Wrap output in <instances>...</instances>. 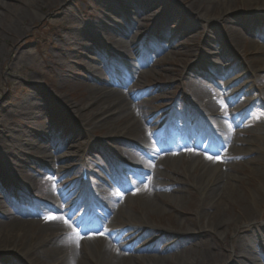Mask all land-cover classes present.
<instances>
[{
  "label": "bare ground",
  "instance_id": "1",
  "mask_svg": "<svg viewBox=\"0 0 264 264\" xmlns=\"http://www.w3.org/2000/svg\"><path fill=\"white\" fill-rule=\"evenodd\" d=\"M44 1L46 6L38 0H0V40L6 32H9V29L3 25L4 20L12 27L18 25L17 21L25 25L33 24L43 16L45 9L48 10L53 6L48 5L51 4L49 0ZM99 1L104 2V0ZM188 2L196 10L198 17L207 24L214 20L219 22L220 26L224 27L221 39L232 42V48L229 47L227 51L222 48L220 54L209 52L210 49L217 50L220 45L217 31H210V46L203 50L197 61L204 59V64H207L205 60L216 62L213 67L208 64V68L218 78L232 76L234 70L239 69L238 63L241 62L243 65L241 80H245L252 87L264 90V44L251 42L250 53L246 54L249 59L247 57L239 59L232 64L234 58L231 57L234 54L237 56L242 54L239 50L242 40L240 28L262 37L253 28L255 22L264 26V0L236 1L237 7L247 16L248 21H251L252 17L259 18L251 24L245 21L244 16L242 18L236 15L238 13L235 6L227 0H188ZM152 4L153 2L149 0L131 1L125 5V10L119 13L113 7L108 9L109 15L113 14L119 19L118 21L107 19L115 26L113 38L109 40L113 48H121L120 38H126L128 46H131L135 39L140 38L139 22L132 15L127 14L147 15ZM105 5L108 3L105 2ZM9 6H20V12L9 11ZM61 7H67V11L72 13L70 4L64 2ZM55 16L57 15L47 17L44 21L49 22L55 19ZM65 26L69 30L70 25ZM96 26L97 29L99 28L98 33L104 37L102 26ZM196 26L197 23L188 26L189 29L191 28L189 32L195 30ZM82 29L83 27L80 30ZM72 30L77 32L75 27H72ZM171 35L167 26L156 30L152 35L153 39L150 40V48L156 49L154 43L157 38L163 39L161 48L175 45L178 40H173ZM89 40L92 42L91 38ZM68 46V50L74 49L73 58H79L76 54L83 47L77 43H69ZM86 47L89 52L98 50L93 43ZM98 51L100 56H103V53ZM5 53L6 50L3 48L0 57ZM149 53L158 57L152 51ZM19 54L12 59L13 62L8 70H12L15 66ZM225 62L229 63L224 64ZM95 63L96 61L88 56V72L76 74L77 77L83 78L82 84L88 88L90 96L87 102L78 105L65 104L66 111L74 118L72 131L65 139L71 143L66 150L68 153L73 150L74 143L96 148V144L90 140V134L95 129L94 125L105 115L107 118H113L116 126L104 135V142L101 140L97 143L98 146H104L108 155L118 156L122 161L124 160L125 170L137 181L136 191L125 196L114 194L110 197L109 191L96 188L99 183L92 177L90 181L92 187H95L96 191L102 190L99 199L108 198L107 203L113 205L114 216L109 214L108 220L100 225L108 223L109 226L104 231L109 233V238L93 235L83 239L75 233L73 224L69 225L63 218L64 214L68 215L75 219V223L82 218V215H90L92 210L86 209H89L87 204L91 193L81 197L75 190L67 193L59 188L55 192L49 191L46 194L45 207L15 215L13 209H8L7 202L17 195L16 191L33 188L42 171L54 170L58 174L64 172L74 174L77 170V167H74L68 171L66 166L55 164L53 151H49L46 145L49 143L51 145L55 136H63L65 127H59L57 132H54V127H49L53 123L50 120L46 123L40 121L38 129L29 126V119L36 118L35 111L41 107V104L35 101L23 102L17 109L20 110L22 117L27 119L24 125L25 131L9 130L4 125L5 121H0L2 127L0 155L4 161L2 163L0 160V188L9 191L1 195L3 201H0V264H34L37 261L44 264H229L228 257L226 260L223 251L232 253V264H262L263 255L258 249L257 241L255 242V235L259 234L264 238V227L256 222V213L250 204L257 201L264 202V162L259 163L261 159L264 161V137L261 130L259 134L262 136H257L254 130L249 128L250 122L243 118L241 112L237 117L235 107H232L236 102L235 98L229 99L227 97L229 92L224 90L229 79L219 82L218 89L224 92L217 93L226 102L221 110L222 106L217 108L209 100L205 101L207 95L200 87L199 80L192 79L193 74L202 75L198 71V65L190 63L188 67L190 73L185 80H188L192 93L200 105H196L195 101L191 100V111L207 119L215 116L213 118L215 132L211 139L208 137L205 142H209L208 150L213 156L201 157L190 152L179 155L163 154V151L169 148L167 139H170L168 137L159 139L155 132L154 127L159 123V115L155 114V111L152 112L148 105L155 96L144 98L136 95L135 92V88L144 82L142 73L150 76L154 68H150L148 73L140 71L141 56L135 53L122 65V72L114 82L115 86H126L125 90L109 88L108 90L112 91L106 93L104 91L107 87L101 89L103 86L100 82L109 75V66L101 64L102 66L98 67ZM116 64L113 61V67ZM72 69V64H67L63 71ZM131 83L132 86L129 87ZM214 83L217 85L218 81ZM36 88L38 89L39 86ZM102 93L104 95L100 97ZM183 93L186 94V91ZM236 106V109L242 108L241 104ZM81 112L85 113L81 114ZM13 113L14 110L0 102V118ZM212 145L220 146L223 155L216 154ZM32 155L38 157L42 164L39 165V160L35 161ZM108 155L100 151L98 156L90 157L80 149L79 153L73 155V161L89 162L92 176L95 175V171L106 174V165L110 160ZM59 157L58 162L70 160L65 156ZM240 162L259 166L251 167L249 171V176L256 185L254 189L255 194H258L257 199L250 196V193L240 194L236 188L239 184L243 185L240 176L243 168L237 167ZM32 168L34 170L31 175L23 177L26 182L23 186L21 182L23 180H19V176ZM69 183L77 184L78 180L72 179ZM188 188L198 190L201 195L194 212L182 205L187 197ZM226 205L238 208L239 215L235 220L230 211L225 209ZM167 207L177 212L179 223H187L189 226L183 224L169 228L152 222L153 218L165 214ZM73 208H81L82 212L75 216ZM46 210L51 211L50 217L48 221L43 222L39 217L46 214ZM190 218H195L194 224L191 223ZM251 224L254 226L251 227ZM100 226H96L94 230L99 232L103 228ZM227 238L230 239L229 249H225ZM216 240H220L223 247L217 245ZM155 253L158 254L156 258L153 257ZM140 254L144 255L140 256Z\"/></svg>",
  "mask_w": 264,
  "mask_h": 264
},
{
  "label": "rangeland",
  "instance_id": "2",
  "mask_svg": "<svg viewBox=\"0 0 264 264\" xmlns=\"http://www.w3.org/2000/svg\"><path fill=\"white\" fill-rule=\"evenodd\" d=\"M46 6L44 0H38ZM51 2L50 5H53L48 8V10L43 11V16L38 18L33 24L25 25L20 24L17 21L18 25L12 27L8 21H3V25L8 28L9 32H6L3 36V39L0 40V51L5 48L6 53L0 57V102H2L5 106L14 110L12 115H5L3 118H0V121L4 120V125L9 130H26L25 123L27 119L22 117L20 110L17 109L18 105L23 102H39L41 107L35 111L36 118L29 119V126H35L38 129L40 121L46 123L48 120L53 123L49 127H54L53 131L57 132L59 127H65V133L63 136H55L52 140V148L50 143L46 144L48 146L49 151H53L54 162L60 166H66L67 170L74 168L77 166L76 172L65 174L56 173L54 170H45L40 173V178L35 183L34 187L30 189V194L33 196L36 195L39 200H44L46 198V194L49 191H57V188H61V190L66 191L67 193L71 190H75L78 194L80 192V182L77 184H71L69 181L72 179L79 180V161H73L74 154L79 153L80 149H84L87 152L89 149L84 147L82 144L74 143V149L67 152L66 148L68 144L70 145V141H65L67 134L70 133L72 125L74 122L72 121L74 118L73 115L66 111L65 104L73 103L75 105L86 103L88 97L90 96L87 86L82 84L84 82L83 78L77 77L76 74H84V72H88V56H91L94 61H96L95 65L101 67V64H110L111 62L117 61L116 58L111 54L113 50H117V52H121L125 55L130 54V52H134V49L138 50L140 46H146V42H149L152 38L153 33L158 29H163V27H168V32L172 35L173 40H178L175 45H168L161 48L163 39L157 38L154 45L156 47L155 52L158 57H153V60L156 62V66H154V70L152 71V76L144 78V82H142L139 86L135 88L136 95L148 98L149 96L154 95L155 98L149 102V107L152 112L156 111L159 114L162 112L163 107L168 106L172 97H177L179 95V99L183 97L186 91V95L194 100L196 104L198 101L194 97L192 93V89L188 84V80H185L190 71L188 67L190 63H196L198 65V71L207 75V76H198L197 74H193V78L195 80H199L200 87L203 89L205 94L207 95L206 100L212 102L215 106H221L225 101L224 98H221L217 93L220 91L218 89V84L214 83V78L216 77L211 71L207 68L208 64L213 67L216 62L211 60H205L207 64H204L203 61L198 60L197 58L201 56L203 50L205 51L210 46L209 36H211L210 31L216 32L220 38L219 48L216 50H209V52L219 53L220 49L229 50V47L232 48V42L226 41V39H221V35L224 27H221L219 22L212 21L207 24L204 20H201L198 17V14L194 7L190 5L188 0H149L152 1V8L148 11L147 15L138 16L136 14L130 13L128 16L132 15L139 24V34L141 36L139 39H135L131 46H128V40L126 38H120L119 42L121 44V48L114 49L113 44H109V40L113 38V28L114 24L104 18L106 13H109L108 7L113 4L114 9L119 13L123 8L118 7L116 4H119V0H104V2L99 0H49ZM58 1V3H57ZM127 1V0H126ZM146 2L148 0H139ZM236 1L238 0H227L232 6H235L237 13L240 17L244 16L245 21L247 20V16L239 9L236 5ZM62 2V3H61ZM66 2L72 6L71 12L67 11V7L62 8L61 6ZM105 2L108 5H105ZM114 2V3H113ZM127 2L123 5L125 6ZM9 11L20 12V6L8 7ZM125 14V12H124ZM55 19H51V21H44L47 17H54ZM111 15V14H110ZM235 15V16H236ZM114 20H119L116 16H110ZM251 18V17H250ZM108 19V18H107ZM151 19V20H150ZM251 21L247 20V23L257 21L259 18H251ZM104 21V22H103ZM244 21V20H243ZM197 23L196 29L191 30L189 32L190 25ZM246 23V22H245ZM65 25H70L69 30L66 29ZM101 25L102 29L105 33L103 37L98 33L99 28L97 29L95 26ZM255 28H253L260 36H255V34H251L252 32L245 31L240 28V32L242 33V40L239 44V50H241V56H237L236 54L231 57L234 58V61H238L239 59H246L249 51V47L251 42L255 41L258 44H264V26L261 23L255 22ZM72 27L77 29V32L72 30ZM83 27L82 30H80ZM87 30L93 32L91 36L92 42L88 39L90 35H88ZM162 35H160L161 37ZM214 36V35H213ZM106 38L108 40H106ZM105 44L110 48V52L108 53L101 45L97 43ZM69 43L79 44L83 48L78 50V54H76L79 58L74 59V49L72 51L68 50ZM93 43L95 48L100 50L103 53V56H100V52L98 50L89 52L86 46H90ZM85 46V47H84ZM143 48V47H142ZM238 48V46H237ZM233 50V49H232ZM245 52V55L243 54ZM19 52H21L19 54ZM125 52V53H124ZM18 56V61L15 63V66L12 67V70H8L12 64V59ZM83 55V56H80ZM122 55V54H121ZM87 56V58H86ZM217 57V56H216ZM152 58H149L148 55L143 56V65L142 72L150 70L148 68L149 61ZM247 59H249L247 57ZM75 61V63H71ZM101 61V62H98ZM118 64V62H116ZM229 62H225L224 64H228ZM72 64L73 69L67 72L63 70L66 69V65ZM239 69H235L232 76L229 78L223 77L215 79V81H225L229 79V84L232 81L242 75L241 68L243 69V65L241 62L238 63ZM207 66V67H206ZM150 67V66H149ZM113 77L117 78L120 74L121 70H119V66H115L113 68ZM197 77V78H196ZM201 77V78H200ZM109 78V76L107 77ZM217 78V77H216ZM111 79V78H110ZM108 79V81H111ZM107 80V79H106ZM100 82L103 85L104 92H109L113 90V86L107 84L108 81ZM106 83V84H105ZM36 86H39L37 89ZM132 86V83L129 87ZM111 88L112 90H108ZM121 89L126 88V86H121ZM238 89H244V86ZM182 90H184L182 92ZM153 93V94H152ZM104 93L100 95L102 97ZM233 96L236 94H232ZM239 98L245 101L246 107V115L247 119L250 121V129L254 130L256 135L263 134L264 137V105L262 100H264V91L258 90L257 88H249L244 91H241L237 95ZM57 97V98H56ZM204 101V102H205ZM168 103V104H167ZM184 107L177 105V109L181 114L186 113L187 104L182 102ZM200 106V105H199ZM85 112H81L83 114ZM94 125L95 129L90 134V140L92 143L94 142V138H102L101 140L104 142V135L107 132L113 130V127L116 126L115 120L113 118H107V115L99 119ZM237 128V126H236ZM2 129V127H0ZM259 130H261L262 134H259ZM65 135V136H64ZM16 145V143H15ZM54 148H57L54 149ZM19 150V149H18ZM96 150L93 151V156H98V151H102L101 148L96 144ZM105 153V152H104ZM59 156H65L70 160H66L64 162H58ZM118 157V156H117ZM32 158L36 161L39 160V165L42 164L41 160L38 157L32 155ZM117 159V158H116ZM0 160L2 163V157L0 155ZM103 162V160H101ZM118 161V160H117ZM263 159L259 161V163H263ZM105 163V162H104ZM124 163V160L118 161V164L121 165ZM37 164V163H36ZM108 166V163H107ZM34 167V165H33ZM237 167L241 170V179L243 185L236 186L238 192L242 195H249L254 198H258V194H255V183L252 182L249 171L252 169L251 167L258 168L257 164L248 165L245 162L237 164ZM34 168L24 172L19 176V180L23 183V186L26 184L23 177H28L31 175ZM108 173L110 171L109 167L107 168ZM61 175V176H60ZM70 175V176H69ZM108 177V176H107ZM109 178V177H108ZM193 178V177H189ZM195 180V179H194ZM196 181V180H195ZM262 186V185H261ZM99 188H103L100 186ZM22 191V190H20ZM187 197L182 202V205L193 212L197 209L199 198L201 195L197 190L187 189ZM1 194H3V190L0 188V201H3L1 198ZM251 198V197H250ZM252 202V200H251ZM32 203V201H31ZM41 205L40 203L37 205ZM24 206H27L24 204ZM35 206V207H37ZM44 207V205H41ZM30 210L33 207L29 206ZM250 207L255 211L258 225H263L264 227V202H253L250 204ZM8 209L9 206H8ZM225 209L230 211L233 215L234 220L239 215L238 208L232 205H226ZM11 210V209H10ZM50 217V216H49ZM48 216H40L39 219L43 222L48 221ZM65 217V216H64ZM192 224L195 222V218H190ZM232 221V220H231ZM152 222L160 223L166 227L171 226H182L185 224L189 226L187 223H179L178 222V214L177 212L167 207L165 210V214H163L159 218H153ZM254 226L253 224L250 225ZM256 226V225H255ZM108 227V225H107ZM75 231V230H74ZM77 234V232L75 231ZM106 238H109L106 237ZM220 238V237H219ZM255 242L264 248V238L259 234L255 235ZM217 245L222 246L220 240H216ZM230 239H226V248L229 249ZM257 248V247H256ZM257 249V250H258ZM144 254H140L142 256ZM157 253L153 254V257H157ZM223 255L228 257L229 264H232L233 255L232 253L223 251ZM263 260L261 263H264V254ZM12 256V255H11ZM34 264H44L41 261H37Z\"/></svg>",
  "mask_w": 264,
  "mask_h": 264
},
{
  "label": "snow or ice",
  "instance_id": "3",
  "mask_svg": "<svg viewBox=\"0 0 264 264\" xmlns=\"http://www.w3.org/2000/svg\"><path fill=\"white\" fill-rule=\"evenodd\" d=\"M77 235H78V233H77Z\"/></svg>",
  "mask_w": 264,
  "mask_h": 264
}]
</instances>
